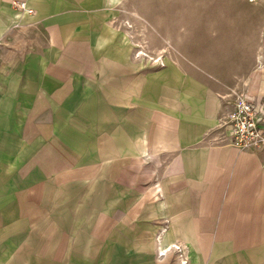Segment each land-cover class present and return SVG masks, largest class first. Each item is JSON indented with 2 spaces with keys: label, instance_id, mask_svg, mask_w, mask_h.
Returning <instances> with one entry per match:
<instances>
[{
  "label": "crops",
  "instance_id": "obj_1",
  "mask_svg": "<svg viewBox=\"0 0 264 264\" xmlns=\"http://www.w3.org/2000/svg\"><path fill=\"white\" fill-rule=\"evenodd\" d=\"M11 1L0 264H264V149L213 143L222 97L141 55L122 0Z\"/></svg>",
  "mask_w": 264,
  "mask_h": 264
},
{
  "label": "rangeland",
  "instance_id": "obj_2",
  "mask_svg": "<svg viewBox=\"0 0 264 264\" xmlns=\"http://www.w3.org/2000/svg\"><path fill=\"white\" fill-rule=\"evenodd\" d=\"M115 22L141 55L182 68L224 107L238 94L259 96L264 0H122Z\"/></svg>",
  "mask_w": 264,
  "mask_h": 264
},
{
  "label": "built area",
  "instance_id": "obj_3",
  "mask_svg": "<svg viewBox=\"0 0 264 264\" xmlns=\"http://www.w3.org/2000/svg\"><path fill=\"white\" fill-rule=\"evenodd\" d=\"M11 4L18 10L32 12L24 0H12ZM155 61L162 65L160 60ZM212 141L239 149H264V103L251 93L236 95L230 106L226 105L224 112L218 117ZM173 248L180 258L184 257L182 255L185 251L182 247L173 245ZM165 251H159V255ZM181 264H186V258L182 259Z\"/></svg>",
  "mask_w": 264,
  "mask_h": 264
}]
</instances>
